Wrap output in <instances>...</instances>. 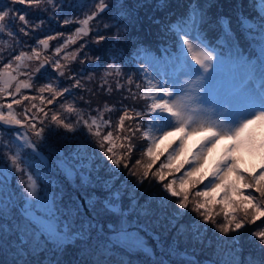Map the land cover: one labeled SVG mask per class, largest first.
Returning <instances> with one entry per match:
<instances>
[{
    "label": "snow or ice",
    "instance_id": "6c2138e0",
    "mask_svg": "<svg viewBox=\"0 0 264 264\" xmlns=\"http://www.w3.org/2000/svg\"><path fill=\"white\" fill-rule=\"evenodd\" d=\"M89 2L95 5L94 10L85 11L83 18L74 15L76 9L83 10ZM146 2L150 0H136L130 7L126 0H76L75 4L68 3L69 10L65 11V0H10L11 6L0 7V38L7 35L17 45L20 43L18 33L32 37L34 33L42 30L44 19L41 18L34 23L29 19L31 12L46 13L47 19H57V22L64 26L79 25L67 37L58 32L54 36L36 39L35 44L30 46V52L24 50H20L18 54H14V50L9 52L11 58L7 63H4L5 50L0 49V63L3 64L0 68V97L5 100L11 98V102L0 104V126H10L13 129V135L9 140L17 149L14 153L10 149L5 151L8 145L0 144V159H6L8 169L23 173L26 177V180L21 179L17 183L23 185V191L31 202L22 209V212L28 219L29 226L37 233L34 239L38 241L44 237L45 243L48 238L53 239L56 242L55 250L61 256L67 244L75 246L79 242L90 247L93 232L97 233V238L101 233H109L106 239L113 248L123 249L129 254L143 252L145 255L155 256L152 249L147 246L145 238L140 235L138 218L149 214L148 208L153 200H156L161 208H167L173 204L171 198H175L174 207L166 219L169 230H175V237L173 243L168 246L166 255L175 260L176 264H198L187 248L184 250L179 248V237H184L186 242L191 240L193 244H202L203 233L206 232V225L209 223L220 234H234L233 251L239 254L243 250L239 239L241 230L247 225L264 220V80H261L258 86H254L251 73L241 78L238 93L227 101L231 105L230 110L223 119H212L206 109L195 105V100L191 96H177L173 99L172 91L162 84L153 83L152 79L138 81L133 76H127L124 83H121L125 73L121 64L117 62L119 54L109 53L108 63L100 76L101 88L108 85L105 91L111 94L113 92L111 82L114 81L116 91H126L127 95L123 99H130L133 102L143 100L145 101L143 107L122 104L114 129L111 119H105L104 116L105 113L116 109L107 103L103 108H96L95 115L89 114L87 117L82 109H77L75 101L61 104L60 110L47 107L53 105L54 108L58 98L64 97L75 88L88 92L90 96L94 95L92 89L85 86V82L95 79L93 74H89L83 80L78 78L81 75L78 73L66 75L71 71L70 66L79 58L88 41L85 40L72 51L68 50L69 45L88 37L91 32L96 33L92 41L96 45L108 40L109 36L100 34L101 23L103 30L111 32V39L119 41L121 35H126L128 31V24L124 22L130 21L139 8L145 7ZM258 2L259 9H252L257 12L256 17L246 16L243 5L238 3L236 20L245 39L249 37L255 39L252 33L258 28L260 38L264 41V0ZM17 4L24 5L26 10L20 11L15 7ZM167 7L168 0H156L154 11H163ZM105 12H111L108 22L98 20L97 18ZM174 14L169 13L165 18L148 17L153 24L163 28L170 27V31L174 33L176 51L171 52L170 46L163 49L164 54H170L173 61L187 62V58L190 57L194 70L207 73L212 67L215 50H209L207 42L200 34L195 40L191 35L194 29L198 30V26L206 22V7L202 8L199 0H189L184 14L177 17L176 23L170 26L169 20ZM61 16L63 19H58ZM93 21H97L95 28L91 26ZM17 22L19 28L14 30ZM219 22L224 30L221 42L227 37L235 49L238 40L231 28V21L221 17ZM60 39H63V43H58L52 49V56L43 55L44 50H49L51 41ZM261 56L264 58V46L261 47ZM88 58L89 54L85 53V59ZM85 59H80V63L84 64ZM92 59L94 66H98L103 57L96 56ZM32 62H35L36 67H31ZM48 65L55 74V79H48L47 83L36 88V96L21 95L20 99H16L22 89L33 88L32 81L41 70L47 74ZM222 66L223 61L217 66V71H222ZM22 68L26 70L23 73ZM20 75L26 78L19 79ZM60 78L74 80V83L68 88H60ZM125 84L128 85L126 89ZM133 84L135 90L131 87ZM80 99L84 100V97L81 96ZM37 100L39 107L35 103ZM22 101H28L29 104L22 112H17L14 105L19 106ZM85 103L90 105L91 100ZM65 112L76 116L75 123L68 122L69 118L63 115ZM51 125L69 132L75 131L81 125L87 128L103 158L110 162L108 178L97 175L93 180L91 165H73L63 153L57 154V166L74 186L79 174L80 187L95 189L99 186L104 193L103 197H98L95 193L85 197V202L93 215L86 221L82 220L79 228H72L67 224L60 228L56 216L59 209L51 201L48 202L49 210L44 217L33 210V205L43 203L46 197H42V190L36 178L28 171L31 157L39 155L36 152L37 144L32 137L43 140L46 129ZM3 131L7 133L9 128L4 127ZM137 134L139 140L145 142L146 146L134 143ZM117 140L120 141L119 145L115 143ZM138 149L141 151V158L136 159L135 164L130 167L132 154ZM143 157H147L149 162L144 163ZM161 157H166L165 161L153 171V166ZM41 159L47 163L44 157L41 156ZM84 168L88 169L87 173L82 171ZM121 168L127 169L129 176L136 177L131 189L126 180H120ZM4 171L5 169L0 167V177ZM181 172L182 175L177 177L176 174ZM153 180L162 191L153 192L144 204H140V196L144 193L137 196V190L145 181L152 187ZM198 185L202 187L193 193ZM217 206L220 211L215 210ZM82 208V205L78 207L77 215L82 213ZM189 208L199 219L188 224L181 223ZM101 215L107 218L106 227L99 220ZM133 216L137 219H130ZM220 216L223 222L217 220ZM53 221H56L55 227ZM5 231L11 233L12 229H5L0 225V249L5 246ZM153 239L157 241L158 247H162L159 236H154ZM249 239L257 242L260 256L249 253L245 258V264H264V227L252 231ZM8 248L14 252L12 264H30L26 257L37 256L43 250L39 244L29 247L28 240L21 236H17L15 241L9 240ZM84 251L86 249L82 248V254ZM172 260H154L153 264H172ZM40 264L62 262L58 257L55 261L46 260ZM73 264L77 262L74 261ZM234 264H240L238 255Z\"/></svg>",
    "mask_w": 264,
    "mask_h": 264
},
{
    "label": "rangeland",
    "instance_id": "374dc122",
    "mask_svg": "<svg viewBox=\"0 0 264 264\" xmlns=\"http://www.w3.org/2000/svg\"><path fill=\"white\" fill-rule=\"evenodd\" d=\"M155 2L156 0L146 2L145 7L139 8L137 14L134 15L130 21L124 22L128 24V31L126 35H121L119 41L111 39V32L103 30V25L101 23L100 34L109 36L110 38L108 40L101 42L100 45H96L92 43L96 33L91 32L88 37L79 39L74 45H69L68 50L72 51L79 47V44L84 43L85 40L88 41L85 49L80 53L79 58L70 66L71 71L66 75L78 73L81 74L78 78L83 80L84 77L93 74L95 79L91 82H85V86L86 88L92 89L94 95L90 96L88 92L80 88H75L72 89L70 93H66L64 97L58 98L54 108L53 105H48L47 107L53 110H60L61 104L75 101L77 109H82L85 117H87L89 114L95 115L96 113L94 110L98 107L103 108L105 103H107L109 106L116 109L115 111L105 113L104 116L105 119H111L113 129L115 127V122L120 115L122 104H127L129 106L134 105L137 108L143 107L145 103L143 100L133 102L130 99H123L127 93L123 90L116 91L114 81L111 82L113 92L111 94L106 93L105 89L108 85H104L103 88H101L100 76L104 71V67L108 63L109 53H111L113 55L119 54L117 62L121 64L123 72L125 73L124 79L121 80V83H124L127 76H133L134 79L138 81L152 79L153 83L159 84L161 82L163 63L161 61L157 62L158 73L155 74V68H153L155 61L152 59V55H146V52L149 49L140 46H148L152 40H149V38L155 34L154 29L156 28V24H153L148 17L154 16L161 18L164 14H176V12L182 16L187 9L186 5H188L189 0H168V7L163 11H154ZM68 3L75 4L76 0H65V11L69 10L67 8ZM126 3L131 7L136 3V0H126ZM199 3L202 8L206 7V22L200 24L198 30L194 29L191 32V35L195 40L197 35L200 34L202 39L207 42L209 50H215L212 67L209 68L207 73H203L202 70L197 71L191 67L193 62L190 61V57L187 58V62L184 60H172L174 62V68L171 63H169L170 67H167L170 69L169 72L172 75L164 78L163 85L173 92V99L177 96H191L195 100V105L206 109L211 114L212 119H223L224 115L231 108V105L227 103V101H229L234 94H237L232 93L227 95L226 92L232 88H238L239 80L244 76H247L249 73H251L254 78V86H258L259 82L264 80V71L260 69V65H257L256 68L250 66L255 60L254 53L244 51V48L238 44L234 49L232 41L227 37L224 38L223 43H220L221 46L225 48L216 47L213 42L217 39L212 40V38L215 37L213 32H216V36L220 35L219 41L221 42L223 34L221 31L222 26L219 22L220 18H228L231 21V24L232 20L236 21L238 3L243 5V11L246 16H250L246 9L252 10L255 8L258 10L260 6L258 1L255 2L253 0H199ZM176 4H184V6L182 8H172L177 6ZM2 6H11L10 0H0V7ZM15 7L22 12L26 10L24 5L17 4ZM94 8L95 5L89 2L85 5L83 10L76 9L74 15L83 18L85 11L90 12L94 10ZM254 14L257 15V12L254 11ZM110 15L111 12H105L97 19L103 22H108ZM179 15H175L173 19L175 18L177 21ZM41 18L45 21L42 25V30L34 33L32 37H26L18 33V39L20 42L18 45L14 44L12 38L7 35L0 38V49L5 50L3 52L5 57L4 63H7L8 59L11 58L9 52H13V50L14 54H18L20 50L30 52V46L35 44L36 39H42L48 35L54 36L58 32L63 33V36L67 37L76 27L79 26L77 24L68 26L61 25L57 22V19H47L46 13L31 12L29 16V19L34 23ZM58 19L62 20L63 17L61 16ZM96 25L97 21H93L91 26L95 28ZM18 28L19 22H17L16 29L14 30H18ZM161 35L162 30L160 28L157 36L160 37ZM256 37L257 40L260 39L262 46H264V41L261 40L260 33H256ZM148 40L149 43L147 44ZM167 40L169 43H174V35L170 33L167 36ZM58 43H63V39H60L59 41H51L49 50H44L43 55L52 56V49L55 48ZM9 45L12 47H9ZM136 50H143L144 55L138 57L141 59L140 63L135 61V64H132L128 57L132 58V52H135ZM85 53H88L90 58L85 59ZM229 53L236 55L240 54V59L243 60L241 65L238 63V75L231 76L229 74ZM60 55L62 56L63 52ZM96 56L103 57V59L98 62V66H94V61L92 59ZM80 59H85V63L81 64ZM221 61H223L222 71H217V66L221 64ZM2 67L3 64L0 63V68ZM31 67H36L35 62L31 63ZM196 67L198 68V66ZM46 68L47 74L44 70H41V73H38L32 81L33 88L22 89L21 94H17L16 99H20L21 95L36 96V88L41 84L47 83L48 79H55V74L52 73L50 65L46 66ZM24 71L26 70L22 68L21 72L23 73ZM25 78L26 77L23 75L19 76V79ZM72 83H74V80L60 78L59 86L60 88H68ZM127 87L128 85L125 84V89ZM131 87L135 90L134 84ZM45 95L47 96L48 93H45ZM81 96L84 97V100L80 99ZM89 99L91 100L90 105L85 103V101ZM7 102H11V98L5 100L0 97V104ZM35 103L38 107L40 106L38 100L35 101ZM28 104V101H22L21 105H14V108L17 112H22L24 107ZM3 110L5 112L7 111L6 109ZM63 115L69 118L68 122L75 123L76 116L74 114H68L65 112ZM4 127L9 128L7 133L3 131ZM20 131L22 132L23 129H20ZM105 131H107V129H105ZM12 135L13 129L10 126H0V144H7L8 148H6L5 151L10 149L14 153L17 151L16 145L9 140V137ZM32 139L37 144L36 152L39 153V155H33L31 157V166L28 168V171L33 174L34 178H36L37 184L42 190V197H46L43 203L34 204L33 210L37 211L41 217H44L49 210L48 202L51 201L59 209L56 216L58 217L60 228H63L65 224L72 228H79L82 220L86 221L93 215V213L89 211V206L85 202V197L91 196L93 193L98 197H103L104 193L99 186L95 189L91 187H80L79 174H77L74 186L73 182L69 181L57 166V154L63 153V156L68 158L73 165H91L93 180H95L97 175L105 179L108 178L110 162L103 158L100 149L95 144L94 138L90 135L87 128H84L82 125L72 132L51 125L49 129H46L43 140H36L35 137H32ZM115 143L119 145L120 141L117 140ZM134 143L146 146L145 142L139 140V134H137V139ZM117 151H119V148H117ZM41 156L47 160V163H44V161L41 160ZM138 158H141L140 149L133 152L129 166L131 167L134 165L135 160ZM165 159L166 157H161L153 166V171L158 168L159 164L164 162ZM143 162H149L148 158L143 157ZM0 167L5 169L3 176L0 177V180H2V183H0V225L4 226L5 229H12L11 233L7 231L4 233L5 246L0 249V264H12L14 252L9 250L8 243L9 240L15 241L17 236L26 238L29 247H34L37 244L43 247V250L39 252V255L26 257L30 264H40V262H45L46 260L55 261L58 257L62 264H73L74 261L77 262V264H129V261L131 264H153L154 260H172V258L168 257L166 254L168 246L173 243L175 230H169L166 217L170 216L173 211L175 198H171L173 204L169 205L167 208H161L157 201L153 200L148 208L149 214L141 215L138 218L139 227L141 229L140 235L145 238L147 246L152 249L155 256L145 255L143 252L129 254L123 249L113 248L106 239V236L109 234L107 232L99 234V238H97V233L93 232V239L90 247L81 245L79 242H77L75 246L67 244L64 248L63 255L61 256L60 253L55 250L56 242L53 239L48 238L46 243L44 237L38 241L34 239L37 233L29 226L28 219L23 216L22 209L31 203L28 201L23 191V185L17 183V181L21 179L26 180L24 174L16 173L14 170L8 169V162L6 159H0ZM97 169H99L98 172ZM82 171L87 173L88 169L84 168ZM182 172L177 173L176 176L178 177L179 175H182ZM120 180H126L129 189H131L136 182V177L129 176L127 169L121 168ZM201 187L202 185H198L197 188L193 190V193ZM160 191H162L160 186L153 180L152 187H149V182L145 181L144 184L139 187L136 194L139 196L140 193H144L143 196H140V204H144L153 192ZM82 201L85 208L83 207L82 213L77 215V209L82 205ZM125 204H127V200L125 201ZM97 210H99V205H97ZM215 210L220 211L219 206H217ZM130 219L137 218L133 216L130 217ZM198 219L197 215L191 212L189 208V210H187V215L183 217L181 223L188 224L191 221ZM99 220L104 223L106 227L107 218L101 215ZM217 220L223 222L222 216L217 217ZM53 226H56V221H53ZM97 227H99V225H97ZM260 227H264V220L257 221L254 225H247L241 230L239 239L243 250L239 254L233 251L235 245L232 244V237L234 234H220L210 223L206 225V232L203 233L204 242L202 244H193L191 240L186 242L184 237H179V248L181 250L187 248L198 264H234L237 255L240 264H245V258L249 253L257 257L260 256L257 242L249 239L251 232L258 230ZM85 228H87L86 222ZM45 236H47L46 233ZM154 236H159L160 245L162 247H158L157 241L153 239ZM82 248L86 249L83 254L81 252ZM172 264H176V261L172 260Z\"/></svg>",
    "mask_w": 264,
    "mask_h": 264
},
{
    "label": "trees",
    "instance_id": "16d2710c",
    "mask_svg": "<svg viewBox=\"0 0 264 264\" xmlns=\"http://www.w3.org/2000/svg\"><path fill=\"white\" fill-rule=\"evenodd\" d=\"M243 4H245V3H243ZM177 6H174V7H172V8H182L183 6H184V4H176ZM186 6H188V5H186ZM248 12H250V9H246ZM223 11H225V10H223ZM219 12V11H218ZM217 12V13H218ZM226 14H227V12H226ZM168 14H164V15H162V17L161 18H165L166 16H167ZM178 16L179 14H177V12H176V14H174V15H172L171 16V18H170V20H169V23H170V25H173V24H175L176 23V19L174 18L173 19V17L174 16ZM179 16H181V15H179ZM250 17H255V16H252V15H250ZM231 28L233 29V32L235 33V37H236V39L238 40V45H240L241 47H243L244 49V51H248V53H254L255 55H254V57L255 58H257L258 56H260V54H261V47H262V45L259 43V39L257 40V37H256V33H258L259 34V29L258 28H256L254 31H253V33H252V36H254L255 37V39H252L251 37H249L248 39H245V36L241 33V31H240V29H239V27H238V24H237V20L235 21V20H232V24H231ZM161 28V30H162V35L159 37V36H157V33H158V30ZM170 29V27L169 28H163V27H161V26H159V25H156V28L154 29V32H155V34L153 35V36H151L150 38H149V40L150 39H152L151 40V43L148 45V46H144V45H140L141 47H145V48H148V49H151L152 47H154L158 42H160V41H163V37H164V33H165V31L166 32H168V30ZM157 30V31H156ZM221 31H222V34L224 33V30H223V27L221 28ZM213 35L215 36L214 38H212V40L213 39H217L216 41H214L213 42V44H215L216 46H221V44L220 43H223V42H220L219 40H220V35L219 36H216V32H213ZM149 40H148V42H147V44L149 43ZM153 45V46H152ZM136 56V53H133V57H135ZM128 59H130V57H128ZM134 61V59H131L130 61ZM42 160V159H41ZM43 161V160H42Z\"/></svg>",
    "mask_w": 264,
    "mask_h": 264
},
{
    "label": "water",
    "instance_id": "95a60500",
    "mask_svg": "<svg viewBox=\"0 0 264 264\" xmlns=\"http://www.w3.org/2000/svg\"><path fill=\"white\" fill-rule=\"evenodd\" d=\"M81 203H82V206L85 208L83 201Z\"/></svg>",
    "mask_w": 264,
    "mask_h": 264
}]
</instances>
